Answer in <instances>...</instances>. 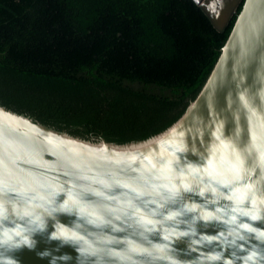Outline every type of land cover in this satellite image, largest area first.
Listing matches in <instances>:
<instances>
[{
	"label": "water",
	"instance_id": "95a60500",
	"mask_svg": "<svg viewBox=\"0 0 264 264\" xmlns=\"http://www.w3.org/2000/svg\"><path fill=\"white\" fill-rule=\"evenodd\" d=\"M0 264H264V0L181 112L0 81Z\"/></svg>",
	"mask_w": 264,
	"mask_h": 264
},
{
	"label": "trees",
	"instance_id": "16d2710c",
	"mask_svg": "<svg viewBox=\"0 0 264 264\" xmlns=\"http://www.w3.org/2000/svg\"><path fill=\"white\" fill-rule=\"evenodd\" d=\"M241 2L217 30L194 0H0V81L152 114L181 112Z\"/></svg>",
	"mask_w": 264,
	"mask_h": 264
}]
</instances>
